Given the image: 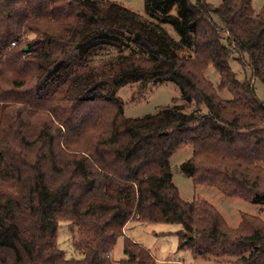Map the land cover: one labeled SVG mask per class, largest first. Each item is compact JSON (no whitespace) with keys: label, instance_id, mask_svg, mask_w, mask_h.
<instances>
[{"label":"trees","instance_id":"obj_1","mask_svg":"<svg viewBox=\"0 0 264 264\" xmlns=\"http://www.w3.org/2000/svg\"><path fill=\"white\" fill-rule=\"evenodd\" d=\"M232 53L249 77L232 70ZM162 79L193 107L173 98L124 114L120 86ZM253 79L264 85V1L143 0L139 13L110 0H0V264H156L124 236L133 217L179 224L177 248L193 255L264 264V220L242 213L228 225L207 200H183L170 170L190 144L180 169L195 184L264 204ZM63 219L77 258L57 247ZM120 237L125 257L114 262Z\"/></svg>","mask_w":264,"mask_h":264},{"label":"rangeland","instance_id":"obj_2","mask_svg":"<svg viewBox=\"0 0 264 264\" xmlns=\"http://www.w3.org/2000/svg\"><path fill=\"white\" fill-rule=\"evenodd\" d=\"M100 1V0H97ZM117 2L131 10L143 13V0H110ZM221 0H207V2L218 5ZM264 0H252V5L258 9ZM229 64L239 79L250 76L247 67H243L236 55L232 53ZM205 76L214 86H217L220 76L215 67L210 64ZM256 95L264 101V85L253 79ZM221 97L229 98L230 92L222 90L218 92ZM116 99L122 106L126 116L136 117L155 112L159 107L171 104L175 98L176 103H182L186 110L193 107L192 103H185L181 99V90L178 84L172 80L162 79L150 81L146 85L136 81L124 84L117 89ZM202 108L205 109L204 105ZM192 154L190 144L180 146L170 157L172 181L179 191L183 200L191 201L207 200L213 204L226 220L228 225L234 227L241 221L242 213L257 215L264 220V204L255 203L240 196L225 195L219 188L195 184L191 177L180 169V164ZM181 228L177 223H143L136 218H131L123 226L124 236L136 243L148 248L156 260V264H229L225 257L193 255L191 251L177 248L176 232ZM73 232L70 230V221L59 220L56 229V244L62 249L68 258L79 257L78 251L73 247ZM123 239L120 237L115 243L111 258L118 262L125 257ZM231 258V257H230Z\"/></svg>","mask_w":264,"mask_h":264}]
</instances>
